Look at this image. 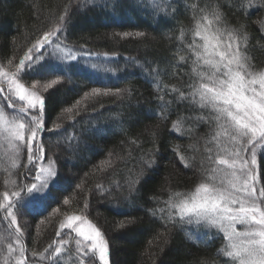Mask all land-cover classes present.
Listing matches in <instances>:
<instances>
[{"label": "trees", "instance_id": "1", "mask_svg": "<svg viewBox=\"0 0 264 264\" xmlns=\"http://www.w3.org/2000/svg\"><path fill=\"white\" fill-rule=\"evenodd\" d=\"M172 3L169 14L175 11L176 20L183 26L191 23V12L185 13V4L189 9L210 4L219 9L229 27L245 25L251 37L246 49L250 62L256 69H264V0ZM66 6L69 12L65 30L57 33L58 40L83 50L92 59L101 56L94 64L109 71L93 68L91 62L80 58L61 63L47 55L40 61L43 68L38 67L21 80L30 86L35 83L41 91L45 84L57 80L42 93L47 103L45 128L60 125L59 130L40 134V144L48 160L54 162L56 176L39 196L42 201L34 198L23 209V217L31 223L26 244L31 250L29 253L27 249L29 258L33 253L47 256L44 250L51 252L49 245L56 247L60 231L55 224L64 208L73 205L82 210L87 203L84 211L102 224L110 264H226V258L217 254L225 243L222 234L214 232L216 238L210 246L197 244L185 236L186 231L195 232L196 227L179 222L166 225L160 218L167 215L166 201L171 191L191 190L203 178L202 166H208L205 148L211 147L205 141L214 127L207 119H195L207 116L206 111L187 100L180 101L179 93L172 91L178 88L187 92L190 82V64L179 62V55L184 53L177 51L182 47L178 26L173 27L172 21L162 17L157 20L150 12L146 14L137 0H96L95 6L90 0H0V63L8 65L13 59L8 70L14 72L15 63L27 49L60 23ZM168 28L172 31H165ZM154 70L160 72L158 77ZM93 88L121 92L92 95ZM164 102H168L166 110L161 107ZM161 112L166 119L158 115ZM177 121L182 123L173 129ZM147 150L156 152L155 167L144 169L138 194L130 203L125 200L128 181L140 171V157ZM22 164L20 171L25 166ZM10 165L0 163L1 195L14 190L12 186L17 187L21 178L20 171L11 173ZM31 168L29 165L25 169ZM257 170L264 186V151L259 149ZM97 185L107 191L102 193ZM20 186L24 198L27 195ZM65 199L68 204H64ZM129 219L135 223L121 227ZM45 263L52 264V260L46 259Z\"/></svg>", "mask_w": 264, "mask_h": 264}, {"label": "snow or ice", "instance_id": "2", "mask_svg": "<svg viewBox=\"0 0 264 264\" xmlns=\"http://www.w3.org/2000/svg\"><path fill=\"white\" fill-rule=\"evenodd\" d=\"M83 2L89 3V0ZM90 2L95 6L96 0ZM137 3L144 7L146 14L150 12L155 19L162 17L172 21L173 27H179L182 47L177 51L184 53L179 55V62L190 64V82L186 85L187 92L178 88L172 91L179 93L180 101L187 100L208 113L207 116L196 117L197 121L207 119L214 125L209 139L205 141L211 147L205 148L208 166H202L203 178L191 190L171 191L166 201L167 215L160 218L166 225L176 222L195 225L196 231H186L185 236L197 244L210 246L216 238L213 233L222 234L225 243L217 254L226 258V264H264V186L260 184L256 167L258 149L264 151V69H256L250 62L246 49L251 37L246 26L229 27L219 9L210 4L202 7L197 4L190 9L185 4V13L191 12V23L183 26L176 20L175 11L169 14L173 8L172 0H137ZM112 7L115 8V3ZM68 12L66 6L65 14L59 17L60 23L27 49L24 56L15 63L14 72L0 68V103L3 105L0 106V147L4 148V155L11 162L12 168L18 167L19 157L25 149L29 164L43 160L40 134L46 130L51 132L60 129L59 124L45 128L46 98L41 95L35 83L29 88L21 80L24 75L37 71L38 67H44L40 63L41 56L35 53L52 44L53 37L59 39L57 33L65 30ZM165 31L170 32L172 28ZM137 35L142 36L144 33ZM65 48L66 51L59 44L53 45V55L64 51L59 59L77 61L75 52L67 46ZM7 63L13 66V59ZM172 66L178 67L176 64ZM92 67L109 71L103 65L93 64ZM154 74L158 77L160 72L154 70ZM5 83L7 87H4ZM152 83L155 88H159L155 79ZM55 84L57 80L53 79L43 86V90L51 89ZM120 92L119 89L112 93L111 89L102 92L100 88H93L91 94L119 95ZM160 99L163 100L162 97ZM167 105L168 102L162 103V109L166 110ZM158 115L167 118L163 112ZM180 123L182 121L174 123L173 129ZM153 137L155 143V134ZM155 155L153 150H147L141 155L142 167L135 178L128 181L126 201L133 202L134 195L138 194L137 186L145 175L144 169L155 167ZM180 158L186 161L184 156ZM185 166L189 164L185 163ZM55 176L54 162L49 160L39 168L34 177L37 183L31 184L28 191L44 189ZM97 189L102 193L107 191L101 185H97ZM11 195L19 197L20 193L16 191ZM36 199L42 201L43 198ZM3 200L8 203L0 202V209H5L7 216L11 217V225H17L13 213L16 203L9 199L8 192L3 194ZM68 203L65 199L64 204ZM87 208L88 204L85 203L82 211ZM152 214L155 215V211ZM77 222H80L79 226H76ZM133 223L135 221L129 219L122 222L121 227ZM60 228L70 229L78 237L74 238L76 255H83L77 264H84L85 259L88 264H110V248L106 237L100 228L83 215L67 216ZM201 228L203 231H200ZM22 235L17 226L14 233L10 232L7 237L0 236V252L4 250L3 246L9 238L14 239L16 244L14 247L12 243H7L5 264L10 259H14V264H28ZM57 236H60L59 232ZM67 244L68 241H61V246L52 248L49 245L51 252L45 249L48 255L41 253L40 258L51 259L52 264H63L59 257L71 254L70 249L64 248Z\"/></svg>", "mask_w": 264, "mask_h": 264}, {"label": "rangeland", "instance_id": "3", "mask_svg": "<svg viewBox=\"0 0 264 264\" xmlns=\"http://www.w3.org/2000/svg\"><path fill=\"white\" fill-rule=\"evenodd\" d=\"M56 44H59L61 46V49H64V51H66L65 46H67V48H71L75 52V54L77 55L78 58L83 59L85 61H89L92 64H94L93 61H97L98 62V61H100L102 59L101 56H94V58H96V57H98V58H96V59L93 58L94 59L93 60L92 58H90V57H92L90 54H87V53L83 52V50L80 51V49L76 50L75 48L71 47L70 45H67L66 43H64L62 40H58L56 37H53L52 44L46 45L44 48L39 49L35 53V55L36 56H41V60L43 58H45L47 55H50V56H53L56 59L57 62H61V63L62 62H67V61H63V60L58 58V57L64 55V51L57 52L55 55H53V45H56ZM107 58H108V56H107ZM9 67H10L9 65H2L0 63V68H3L6 71H9L8 70ZM22 83H24L26 85V87H29V88L31 87L29 84H26L25 82H22ZM48 83H51V82H48ZM4 87H7L6 83L4 84ZM43 91H45V90L42 89L41 95H44L42 93ZM0 106H2V103H0ZM42 155H43V160H36L34 162V164H29V162L27 161V151L25 149L21 153V155L19 157V160H18V167H21L20 164L23 163L22 165L25 164L24 169L22 168L21 171H20V170H18V167L17 168H12L11 165L9 167V169H11V168L13 169V170H11V173L15 172V170H17L16 172L20 171V173H21L20 181L18 179V181L16 180L17 182L14 181V182L10 183L12 185V184H15V182H16L17 187L16 186H12V187H14V190L10 191V189H8V191L7 190L3 191V192H8L9 193V199L16 203V208L13 209V213L16 215L17 225H11L10 224L11 217L7 216V212H6L5 209H0L1 210V213H0L1 214V217H0V228L3 229V230L0 229V236L7 237L10 232L14 233L15 232V228L17 226H19L20 229H21V232L23 234L22 235V239H23V242H24V246L26 248L25 258L28 261V264H47V263H45L46 259L42 260L40 258V254L41 253H39V254L35 253V255H32L33 256L32 259L29 258V255H31V254H28V250H29V253L31 252V250H30L29 246H27L26 244H28L27 239L29 238V234H30V231H31V223L27 219H25L23 217V209L26 206L27 202L30 201V200H33L34 198L39 197L41 194H43L47 190L49 184L55 178V177H52L49 180L47 186L44 189L40 190V191H36V190H33L32 192L28 191V187H30L31 184L37 183L34 180V177H35L37 171L39 170V168L42 167V166H45L47 164V162L49 161L48 160V155H47V153H45L44 150H43ZM0 160H1L0 163L6 164V165L7 164H11V162L4 155V148L3 147H0ZM29 165H31L32 168L29 169V171H28L25 168H27ZM54 166H55V164H54ZM256 167H257V165H256ZM55 169H56V166H55ZM19 184L20 185L22 184V186L24 187V194L27 195L24 198H21V194H20L19 197H13L11 195L12 192H16V191H18L20 193L19 187H21V186ZM0 202L5 203V204L8 203V201H4L3 200V195H1ZM69 215H83L88 221H90L91 223L95 224L98 228L103 229V227H102V224L98 220H96L94 217L89 216L85 211H82V210H80L79 208H77V207H75L73 205L67 206L58 215L57 222L55 224V228H57L60 231V236H58L56 247L57 246H61V241H68V244L65 245L64 248H65V250H69V249L71 250V254H65L63 256H60L59 259L63 262V264H77V262L81 259V256L83 255V254H81L80 256L76 255L74 238H78V237H76V233L73 232L72 230L67 229V228H64V229L60 228V224L65 222L66 221V217L69 216ZM79 223L80 222H77L76 226H79ZM186 225L189 226V227H195V225H189V224H186ZM6 241L8 243H12L13 246L16 247L14 239L9 238ZM6 246H7V244H5L3 246L4 250L2 252H0V264H5V257L7 256ZM10 263L14 264V259H10L8 261V264H10ZM84 264H88V261L86 259L84 260Z\"/></svg>", "mask_w": 264, "mask_h": 264}]
</instances>
